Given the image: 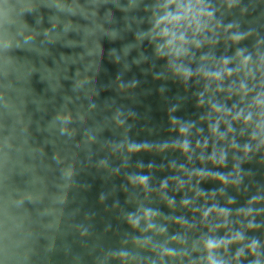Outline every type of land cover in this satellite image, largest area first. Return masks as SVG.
<instances>
[{"label":"clouds","instance_id":"clouds-1","mask_svg":"<svg viewBox=\"0 0 264 264\" xmlns=\"http://www.w3.org/2000/svg\"><path fill=\"white\" fill-rule=\"evenodd\" d=\"M0 264H264V0H0Z\"/></svg>","mask_w":264,"mask_h":264},{"label":"water","instance_id":"water-1","mask_svg":"<svg viewBox=\"0 0 264 264\" xmlns=\"http://www.w3.org/2000/svg\"><path fill=\"white\" fill-rule=\"evenodd\" d=\"M109 45L106 43L105 47H108ZM108 67L114 71L115 69L111 66L108 65ZM143 102H144V107H141L139 109V111H141L142 113L146 112V110L150 107L151 111L148 113V115L151 117L153 122H158L159 120H161L164 116L163 111L161 110V102L158 98L157 95H152L146 98H143ZM147 159V157L145 158ZM205 188H209L211 187V185H204ZM98 191H99V181H97L96 186L94 187L92 193H90V200H95L97 195H98Z\"/></svg>","mask_w":264,"mask_h":264}]
</instances>
